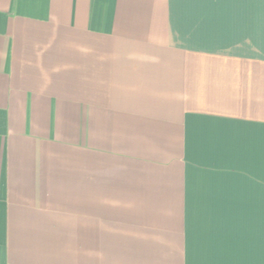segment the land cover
<instances>
[{
  "label": "crops",
  "instance_id": "0c3cea01",
  "mask_svg": "<svg viewBox=\"0 0 264 264\" xmlns=\"http://www.w3.org/2000/svg\"><path fill=\"white\" fill-rule=\"evenodd\" d=\"M0 264H264V0H0Z\"/></svg>",
  "mask_w": 264,
  "mask_h": 264
}]
</instances>
